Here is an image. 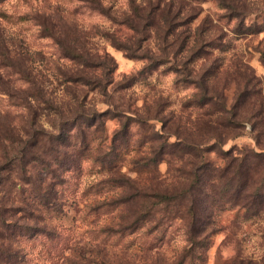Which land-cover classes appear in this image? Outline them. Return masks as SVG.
I'll list each match as a JSON object with an SVG mask.
<instances>
[{
    "label": "rangeland",
    "instance_id": "374dc122",
    "mask_svg": "<svg viewBox=\"0 0 264 264\" xmlns=\"http://www.w3.org/2000/svg\"><path fill=\"white\" fill-rule=\"evenodd\" d=\"M239 1L250 10L241 28L216 0H0V264L178 261L188 246L180 220L147 235L120 231L124 205L93 208L128 193L112 177L147 179L137 160L163 145L156 170L168 187L190 167L178 144L188 139L215 145L205 154L215 166L223 151L260 153L251 175L264 191V30L253 26L264 0ZM156 5L153 16L134 11ZM204 99L224 103L234 123L220 124ZM219 191L202 209L213 214L208 246L187 264H264V206L254 214ZM11 241L15 260L1 255Z\"/></svg>",
    "mask_w": 264,
    "mask_h": 264
},
{
    "label": "trees",
    "instance_id": "16d2710c",
    "mask_svg": "<svg viewBox=\"0 0 264 264\" xmlns=\"http://www.w3.org/2000/svg\"><path fill=\"white\" fill-rule=\"evenodd\" d=\"M216 2L225 11L224 15L226 17L238 20L237 25L239 28L245 25L246 16L250 12L248 9L249 4L239 0H216ZM151 8L153 10L145 8V10L149 9L148 12H146L147 10H143L142 12L140 7H135L134 11L138 18L142 19L146 13H149L148 16H153L154 11L159 9L160 5L151 6ZM178 11H176L177 16L181 12ZM131 21L132 18L124 16L121 22L132 25ZM186 22H189V20ZM186 22H176L174 23V27L185 24ZM253 26L256 27V32L264 30V23L262 25L253 24ZM59 41L64 49L63 41L60 39ZM185 44L184 40L180 44V50L186 46ZM66 54L71 59L77 60L87 66L98 64L95 60L87 56V54L76 50L70 49ZM28 80L34 83L29 77ZM192 81L198 87H202L204 84L201 79H192ZM18 93H21L19 95L22 99L28 101L22 90ZM10 94L13 95L12 93ZM211 101L218 107L216 110L222 115L224 114L223 119L218 120L220 124L222 123L226 127L234 123L233 118L227 115L229 109L224 103L218 102L219 105H217V100H203L204 104H209ZM25 106L30 105L27 103ZM125 126L127 128L128 124L126 123ZM49 135L56 141L61 136V130L52 132ZM222 135L223 133L221 132L213 137L215 138V143L222 140ZM178 144L181 148L180 156L188 158L187 163L190 164V167L180 170L172 187L162 184L163 181L159 180V175L156 170V166L162 160V154L164 153L165 145H163L160 148L153 149L152 153L143 159L137 160L138 163L142 162L143 166L149 169L150 175L147 179H142L140 175L132 178L123 174L120 177H112L110 181L118 183V186L125 190H129L128 193L119 194L118 197L112 198L109 201H102L93 208L99 209L112 204L124 205L129 209V213L120 223V231H135L146 228L145 233L147 235L160 231L161 227L171 224L175 219L180 220L181 224L185 227V240L188 246L184 247L179 260L171 264H187L190 258L195 257L197 246L200 248H207L208 246V238L212 232L209 231V228L213 223V214L203 215L202 209L210 206L211 200L215 199L212 193L220 188L219 194L221 199L218 200H226V202L240 204L246 210L255 214L260 212L264 206V191L261 189L263 183L251 175L252 158L261 155L260 153L247 152L242 153V156H234L229 150L223 151V154L227 158L224 165L215 166L205 156L206 152L213 149L215 145L205 148L199 142L188 139L182 140ZM153 247L154 245L150 246L149 249L153 250ZM20 254V250L14 247L13 241L9 242L1 253L8 260H15V257L21 256Z\"/></svg>",
    "mask_w": 264,
    "mask_h": 264
}]
</instances>
